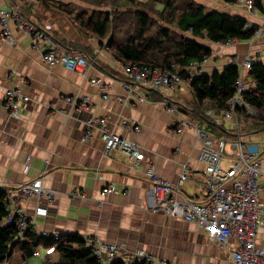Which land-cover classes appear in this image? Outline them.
<instances>
[{"label":"crops","instance_id":"obj_1","mask_svg":"<svg viewBox=\"0 0 264 264\" xmlns=\"http://www.w3.org/2000/svg\"><path fill=\"white\" fill-rule=\"evenodd\" d=\"M48 2L0 0V6L9 8L18 4L59 44L94 61L83 76L61 64L44 63L42 51L32 48V39L26 33H15L14 44L0 41V185L13 187L43 176L45 187L56 191L54 202L36 197L23 200L31 216H35L37 205L47 209L46 215L36 216L34 229L39 234L59 237L79 233L86 239L95 236L102 242L120 245L122 251L117 259L124 261L127 251L141 248L178 264H235L230 256L238 246L235 239L223 247L196 223L151 209L154 198L148 193L150 183L145 174L149 163L174 186L186 174L179 189L181 199L200 200L206 196L203 185L206 167L199 159L201 143L196 131L192 128L181 133L172 131L178 118L168 110L162 90L138 87L145 95L143 100L120 102L117 97L127 95L122 81L128 77L123 62L115 58L107 45L109 39H102V44L100 37L81 28L67 8H61L53 0ZM215 3L208 2L221 12L243 17L253 25H264L248 9L218 8ZM228 4L236 8L233 3ZM203 43L211 47L213 54L200 73L190 74L192 77L223 71L232 65L233 56L242 61L251 54L256 61H264V33L251 40H237L224 49L220 48L222 43ZM92 78L109 85L110 98L103 97L100 86L92 84ZM243 80L246 90L254 86L249 70H244ZM13 86L31 98L18 117L10 116L4 102L6 89ZM175 96L173 103L177 106L187 108L192 104L194 95L189 79L183 78L182 88ZM67 97L75 99L67 101ZM76 98L78 102L88 98L81 110ZM241 115L239 118L244 116ZM91 117L106 118L111 130L138 143L146 159L134 166L122 150L105 155V143L97 128L92 131L93 137L84 141L87 120ZM189 118L208 127L217 140L225 142V164L233 157L234 143L241 141L260 152L264 172V141L252 139V134L261 131L239 135L235 133L238 129L227 123L214 124L193 115ZM125 120L138 124L140 132L125 126ZM110 185L119 192L105 195L103 190ZM77 189L80 194H75ZM257 242L264 248V226L258 230ZM41 253L48 257L46 261L34 256L23 264H49L59 258L55 249L49 254L47 248H42Z\"/></svg>","mask_w":264,"mask_h":264},{"label":"built area","instance_id":"obj_2","mask_svg":"<svg viewBox=\"0 0 264 264\" xmlns=\"http://www.w3.org/2000/svg\"><path fill=\"white\" fill-rule=\"evenodd\" d=\"M235 6L245 5L251 11L260 13L255 6L254 0H236ZM262 16L264 12H261ZM264 18V17H263ZM247 22V27H252ZM262 31L258 29L257 33ZM22 32L30 35L32 48L42 51L43 62L49 65L61 64L65 68L76 71L83 76L87 75L89 65L93 58L76 51H68L59 44L51 33L28 17L18 5H12L8 9L0 7V41L9 44L15 43V33ZM234 39H228L223 44L232 43ZM209 57L200 61H193L183 68L176 67L174 71H165L161 68L140 65L137 63H123V71L128 80L122 81V86L127 95H119L117 99L123 104L135 100H143L138 87L145 89L162 90L168 102V110L177 116V122L172 128L175 133H181L186 128L196 131L197 138L201 143L199 159L205 163L206 176L203 183L207 194L202 199H181L179 189L181 183L187 178L186 174L180 178L179 184L174 186L158 174L153 163H149L146 169V178L149 181L148 193L154 198L151 209L162 210L167 216L178 217L187 222L196 223L202 230L211 233L215 240L227 247L231 239H235L238 246L230 252L231 260L235 264H264V248L258 245V230L264 226V172L261 168L260 152L243 142H235L233 157L225 164V142L217 140L211 130L200 123L191 120L186 107H180L171 101V97L181 90L183 77L181 71L188 74L200 73ZM256 62L254 55L246 56L239 61L237 56L231 58V63L240 69V77L235 82L236 93L227 102L224 109L219 112L208 110L205 118L215 124L227 123L231 128L240 129L241 122L238 107L244 106L246 114H253L254 110L243 98L246 91L243 80L244 70H248ZM92 84L98 85L105 99L110 98L109 85L102 83L99 78H92ZM135 85H131V83ZM30 96L18 87H8L5 91V106L12 117H18L24 104L30 101ZM77 99V98H76ZM66 100H73L67 97ZM88 98L76 101L78 110L84 108ZM138 133L141 127L134 121H123ZM97 128L105 143L104 154L122 150L134 166H139L145 160V153L134 140L124 137L111 130L106 118L91 117L87 120V130L83 140L93 137V129ZM7 195L8 215L7 222L18 218L20 237L30 227H36V216H44L47 209L40 205L36 206L35 216H31L23 205L24 198H45L54 202L56 191L46 188L43 176L30 182H22L13 187L0 185ZM119 191L110 185L103 190L105 195L115 194ZM128 193L129 191H126ZM75 194H80L77 189ZM50 236V235H45ZM55 237V236H54ZM56 239L58 237H55ZM93 254L100 264H112L117 260L122 247L116 243L102 242L98 237L86 239ZM42 248L34 251L35 256H43V261L48 257L41 253ZM55 248H47L48 253L54 252ZM126 263L139 262L143 264H178L163 258H158L141 248L127 251L124 254Z\"/></svg>","mask_w":264,"mask_h":264},{"label":"trees","instance_id":"obj_3","mask_svg":"<svg viewBox=\"0 0 264 264\" xmlns=\"http://www.w3.org/2000/svg\"><path fill=\"white\" fill-rule=\"evenodd\" d=\"M155 1L161 3V0ZM182 1L184 9L177 10L174 0H164L163 8L159 12L164 20L176 23L181 32L189 33L188 36L181 35L174 38L169 28L165 27L159 30L160 38L151 35L150 17L145 13L137 14L139 27L127 33L121 41L115 39L113 35L115 27L111 12H94L89 18H82L79 24L81 28L89 27L88 31L100 37L102 44L104 43L102 39L106 38L111 30L112 35L107 45L119 61L148 65L165 71H174L176 67L183 68L193 61L212 56L211 47L204 44L203 40L223 43L228 39L246 41L256 36L258 25L248 28V20L243 17L233 16L217 9L208 10L205 5L195 0ZM225 1L233 3L236 0ZM43 2L49 4L48 0ZM254 3L261 12H264V0H254ZM62 46L70 50L69 47ZM248 70L254 86L244 92L243 98L259 112L260 116L254 121L264 125V61L254 62ZM181 75L184 79H189L194 95L192 104L187 105L188 113L207 121L206 111H221L235 95V82L240 77V69L232 64L223 71H215L210 75L201 74L191 77L183 70ZM245 110L244 106L238 107V116L241 114L246 116ZM6 197L5 190L0 188V264L4 262L23 264L34 257V251L39 247L55 248L59 258L49 264H100L92 248L88 246L86 238L79 233L62 234L56 239L54 236L39 234L34 227H30L20 237L18 218L11 223L5 219L8 215ZM112 264L129 263L117 259Z\"/></svg>","mask_w":264,"mask_h":264},{"label":"rangeland","instance_id":"obj_4","mask_svg":"<svg viewBox=\"0 0 264 264\" xmlns=\"http://www.w3.org/2000/svg\"><path fill=\"white\" fill-rule=\"evenodd\" d=\"M54 1H56L59 4L58 6H61V8H67V11L69 10V12L72 14L71 17L78 20L79 23L80 21H82V18L87 19L94 12L95 13L111 12V14L114 17V27H115L113 35L115 36V39H118V41H121V39H123L127 33L133 32L139 27V22L137 19L138 13H145L146 15L150 17L149 33L151 35H154L157 38L161 37V34H159V30L161 27L169 28L170 33L172 34L174 38L179 37L181 35L182 36L189 35V33L181 32L180 29H178L176 23L168 22L167 20H164L161 17V14L159 11L163 8L162 5H163L164 0H161V3L155 0H137V1L136 0H54ZM174 1H175V6L177 7V10L184 9V4L182 0H174ZM195 1H197L200 4H204L208 10L214 9V5L208 4L209 0H195ZM224 1L225 0H214V3L215 2L217 3L215 4L217 5L218 8H223L224 6H227L228 8L232 10H237V11H240L242 9H245V10L248 9L247 12H251L250 13L251 15L261 18L262 22L264 23V18H263L264 15L262 16L256 11H253V10L251 11L248 7H246L243 4H240L236 6L235 8L232 5H229L228 3L226 4V1L225 2ZM260 28L262 29V31H260L259 33L256 32L255 37L264 33L263 24L258 26V29ZM82 29L84 31H88L89 27L84 26L82 27ZM88 33L92 34V31H88ZM111 35L112 33L110 30L107 33L106 38L109 39ZM234 40L235 41H233L232 43L221 45L222 47L220 48L221 49L227 48L228 45L233 44L238 39H234ZM202 42H208V41L203 40ZM188 75L191 76L190 74ZM175 97H171L172 102ZM253 110H254L253 114H250V115L246 114V116H243L242 118H240L241 127L235 133L239 135L241 134L248 135L256 130L261 131V132L252 134V139L254 142H263L264 141V125L256 123L254 121L260 115H259V112L255 108ZM188 114L192 115L191 113H188ZM211 123H213V121H211ZM56 258H57V255H56ZM3 264H7V263L4 262Z\"/></svg>","mask_w":264,"mask_h":264},{"label":"bare ground","instance_id":"obj_5","mask_svg":"<svg viewBox=\"0 0 264 264\" xmlns=\"http://www.w3.org/2000/svg\"><path fill=\"white\" fill-rule=\"evenodd\" d=\"M1 7V6H0ZM1 8H3V7H1ZM3 9H8V7H6V8H3ZM34 21V20H33ZM62 47H64V46H62ZM65 48V47H64ZM65 49H67V48H65ZM68 50V49H67ZM68 51H70V50H68ZM71 52V51H70ZM76 72V71H75ZM72 99H75V98H73L72 97ZM250 115V114H249ZM210 123H211V120H208ZM214 123V122H213ZM215 124V123H214ZM106 155V154H105ZM141 163V162H140ZM32 181V180H31ZM182 184V183H181ZM35 211H36V209L34 210V213H35ZM158 211H162V210H157L156 212H158ZM35 256V255H34ZM40 257V259H41V261H43V256H39Z\"/></svg>","mask_w":264,"mask_h":264}]
</instances>
